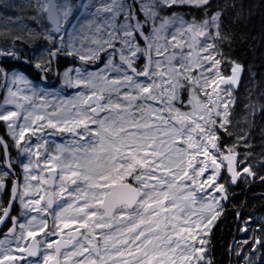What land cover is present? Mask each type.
I'll return each mask as SVG.
<instances>
[{"label": "snow or ice", "instance_id": "snow-or-ice-1", "mask_svg": "<svg viewBox=\"0 0 264 264\" xmlns=\"http://www.w3.org/2000/svg\"><path fill=\"white\" fill-rule=\"evenodd\" d=\"M184 6L200 9L204 19L186 20L179 11ZM6 7L20 14L4 20L0 39L22 40L14 31L19 23L30 40L46 41V57L34 64L40 72H52L61 56L104 67L66 68L63 83L81 91L52 100L24 74L0 67V90L6 92L0 122L9 138L0 137V192L15 175L11 149L27 159L19 161L22 191L13 179L11 200L0 206V224L12 222L0 240V264L26 260L17 253L40 256L41 245L43 255L27 264H212L208 237L223 214L226 184L244 174L257 178L250 164L237 160L238 147L251 148L248 132L236 136L243 145L226 149L218 134L233 135L230 105L243 72L229 60L231 75L221 73L227 59L221 45L233 39L225 18L241 20L243 5L223 0L210 12L212 0H23ZM5 56L19 59L0 49ZM182 91L189 93L187 105ZM248 107L254 116L257 106ZM65 133L70 139L64 144L47 139ZM259 163L264 169V158ZM258 178L264 181V174ZM13 201L22 216L39 217L18 222L10 215ZM54 204L53 229L37 240ZM65 229L68 240L61 235ZM256 245L264 247V239H254L253 252ZM245 264L255 262L246 257Z\"/></svg>", "mask_w": 264, "mask_h": 264}, {"label": "flooded vegetation", "instance_id": "flooded-vegetation-1", "mask_svg": "<svg viewBox=\"0 0 264 264\" xmlns=\"http://www.w3.org/2000/svg\"><path fill=\"white\" fill-rule=\"evenodd\" d=\"M18 1L21 2L22 0H18ZM6 5H8V4L4 3L3 8L0 6V28L4 27V20L7 17H9L10 13H11L10 8L6 7ZM181 15H183V14H181ZM183 16L188 21H190V19L193 17L192 15H190V16L183 15ZM193 18H195V17H193ZM203 18H204V16H203ZM197 20H199V19H197ZM0 49L12 50L19 57V59H14L12 57H6V56L0 57V67H4V66L11 67L13 69V71H18V72L24 74L26 77L29 76L31 79L36 80L37 82L40 83V86L43 89H47V90L57 87L58 80H59V74L65 70L67 63L70 62V61H67L66 57L61 56V57H59L58 60L53 62L54 70L52 72L42 73L34 67V64H35L37 59L35 60L34 59L35 57L33 55H31V52L28 50L29 48H28L27 43L24 42L23 40H21L18 45L12 47L10 45V40L7 43H5L2 39H0ZM25 61H30V62H25ZM71 63L83 65L81 61L74 60L73 58H71ZM138 63H139V61H138ZM101 65H103V63L88 64L85 66L89 70H94V69H97L98 67H100ZM222 68H223V63L220 66V70ZM223 72L224 71H221L222 74H223ZM230 72H231V69H228V71L223 75L224 76H230ZM193 73H197V71H193ZM242 75L243 76L246 75V69L244 67H243ZM140 79H144V78L141 77ZM222 87H231V86L222 85ZM239 90H240L239 88H237V89L234 88L233 89V96ZM188 95H189L188 92L182 91V99L184 100L185 104H187ZM5 96H6V92H4L3 90H0V104H3ZM202 97L203 96H201V98ZM5 107H12V106L6 105ZM0 137H4L5 139H9L8 135H7L6 126L4 125L3 122H0ZM11 158L15 162V165H14V174L15 175H14V177L8 178L5 190L0 192V206H3V207H7L9 201L11 200V188H12L13 179H15L21 185V191H22V186L24 183L23 170H22V167L20 166L19 161L23 160L26 163L27 159L24 156H21L15 148L11 149ZM237 160L241 161V160H239V158H237ZM243 167H244L243 163L240 165L238 164L237 170L239 171ZM0 170H3L2 166H0ZM227 175L228 174L222 170L221 177L223 178V177H226ZM258 176L259 175H257V178H254V177H247L246 174H244L237 181L236 184H232L230 182L226 184V187L228 188V199L225 201V203L222 201V203L224 205V211L225 210L226 211H229V210L235 211V210H237L236 207L238 205H239L238 210L248 209L247 210L248 216L246 217V221H248V222H251L252 218L256 219V218H258L264 214V193H260L257 195H249L246 197V199L243 202H238L239 201L238 197L242 192V188H245L247 190L251 187L256 186V182L260 181ZM221 182H223V179ZM217 195H219V194L217 193ZM251 197H253V198L251 199ZM22 211H24V210L21 208V205L19 204V202L13 201L10 215L13 217H16L18 222H26V220L28 219V214H27V216L21 215ZM30 214H31V216H38L39 217L38 213L31 212ZM51 216L52 215H51V209H50L48 215L46 217H44L48 221V229L45 230V233H41L39 236H37V240L44 239L46 232L53 229V223L51 221ZM11 227H12L11 220H5L4 224H0V240H3L5 238V235L8 233V230ZM244 229H245V227L243 226L241 221L235 223V229L233 232V237H232L230 245H229L230 255L228 256V258H229L228 264H245V259L242 257V253H240V255L235 254L234 248L232 247V246H234V244L239 242V240H241L242 238L248 237L249 241H248L246 246L249 247V246L254 245V241H251V236H248L247 231H244ZM68 231H69L68 229H65L64 232L61 234L63 236L64 240L69 239V236L66 234ZM18 233H19V229H17L16 234H18ZM16 234H14L12 237H10V239L13 241V244H12L13 247H15L14 241H15V235ZM58 238H59V236H48L47 240L48 241H55ZM256 246L258 249L257 255H256V259H257L258 256H259V258L264 256V253H262L263 248L261 246H259V245H256ZM44 248H45V245H41L42 251L40 253V256L43 255V249ZM68 249H71V245L69 246ZM68 249H62V251H65ZM48 251H51V249H49ZM17 255H24L26 257V260L25 261H16L15 264H27V260H38V259H40V256L27 257L26 253H17Z\"/></svg>", "mask_w": 264, "mask_h": 264}, {"label": "rangeland", "instance_id": "rangeland-1", "mask_svg": "<svg viewBox=\"0 0 264 264\" xmlns=\"http://www.w3.org/2000/svg\"><path fill=\"white\" fill-rule=\"evenodd\" d=\"M23 2V0L21 1ZM18 0H0V6L3 8V4L4 3H21ZM10 16L13 17V19H15L16 15H19L20 13L14 9V8H10ZM203 16L201 17V19L197 20L196 18H191V20L195 19L196 21H201ZM23 23L27 24L29 27L33 26V22L30 20H24ZM20 29V24L17 23L14 26V31L17 32V34H20L23 36V41H27V45L30 46V49H28L31 52V55H33L36 59L43 57H46V52L44 51V49H46L48 47L47 42L43 41V40H30L29 36L26 33H20L19 31ZM21 41V40H20ZM20 41H16L15 44H13L10 41V45L12 47L18 45L20 43ZM161 43H163V41H161ZM222 50V49H221ZM178 51V50H177ZM185 51H187V49H185ZM67 61H70L69 63H67L66 68L68 67H83L86 68V66L81 65V64H74L71 63V58L70 57H66ZM160 59H163V57H160ZM78 61V59H76ZM233 61V60H232ZM242 65V64H241ZM245 69H246V75L243 76L242 75V80L240 82L239 85V91L234 95L235 98V103L233 105H230L231 110H232V116L230 117V119L233 121L232 124H230L228 127L229 129L233 132L232 136L227 135L226 133H224L222 130H218V134L220 135L221 139L219 141L222 149H226L227 147H230L233 144H241L243 145V141H238L236 139L237 135H244L245 132H248V143L251 144V148H247V147H238L236 149V151L239 153V156L237 158H239V160L246 162L247 164H250L252 166V168L256 171L257 175H261L264 174V169L261 168L260 166V160L262 158H264V156H262V153H264V136H262L261 132L262 130H264V111H261L260 109V105L264 104V95H262V93H264V78L263 80H261V77L264 76V70L263 73H259L260 70H258L259 68L255 67V65H252L254 68L251 67H247L242 65ZM104 64L101 65L98 68H103ZM232 65L230 63H226L223 62V68L221 69V71H224L223 74H225L228 69H231ZM94 69V70H89L88 68L87 71H96L98 70ZM257 68V69H256ZM262 69V68H261ZM197 71V73H193L192 75H198L199 74V70H195ZM17 73H20L18 71H14ZM62 73L63 71L59 74V80H58V84L57 87L53 88V89H43L40 86V83L37 82L36 80L31 79L29 76H27V78L32 82L33 86L36 89H42L43 92L48 93V99L52 100L53 98L56 99H71L73 98L77 92L81 91V89H75V88H70L68 86H66L63 83L62 80ZM231 74V73H230ZM263 74V75H262ZM74 75V73H73ZM208 75H212V73H208ZM211 89H209L210 91ZM201 99H205V97H202ZM225 99H227V97H225ZM250 104H255L257 106V110L255 112V115H250V109L248 107V105ZM184 105H187L184 103ZM156 106H162V105H156ZM181 110L182 111H189L190 110V106H181ZM245 118H247V123L245 122ZM52 130H46L47 132H51ZM47 139L50 141V143L53 144H64L66 140L70 139V134H55L52 136H47ZM33 141L35 142V137H33ZM245 153H251V155L249 156H245ZM242 164V163H240ZM239 164V165H240ZM33 184H35L36 182L33 181ZM211 191V190H209ZM56 210V205H53V209H51V221L54 224V216L53 213ZM246 216H244V218H240L238 221L236 222H242L243 226L246 228L247 227V234L248 236H251V241H254L255 238H263L264 239V229H261V225L264 224V214L261 215L260 217L254 219H251V222L246 221V217L247 214L245 213ZM31 218V214L28 213V219ZM247 223V224H246ZM240 232V231H239ZM209 239V237H208ZM249 241V238H242L241 240H239V242H237L236 244H234V246H232L234 248V252L236 254L237 250L240 251V253H242V257L245 259L246 257H251L254 262H256V260H260L258 259L259 256L256 259V255H257V251L253 252L251 251L253 246H249L247 247V243H244V241ZM231 242V241H230ZM72 247V246H71ZM257 248V246H255ZM209 248V245H208ZM262 253H264V247H262ZM69 251L71 249H68ZM228 255H230L229 249H228ZM208 255V253H207ZM256 259V260H255Z\"/></svg>", "mask_w": 264, "mask_h": 264}, {"label": "trees", "instance_id": "trees-1", "mask_svg": "<svg viewBox=\"0 0 264 264\" xmlns=\"http://www.w3.org/2000/svg\"><path fill=\"white\" fill-rule=\"evenodd\" d=\"M222 2L223 0H212L213 8L210 12L215 11V5ZM237 2L244 7V17L239 21H234L229 14L225 18V28L233 33V39L230 43L222 44L221 49L227 58L226 63L233 60L247 67L255 65L261 74L264 70V0H237ZM179 11L185 16L192 15L197 19L204 16L200 9L194 7L184 6ZM28 48L30 49L29 45ZM252 68L254 67L252 66ZM263 78L264 76L261 77V80ZM260 193H264V181L262 180L257 181L256 186L247 190L242 188L238 202H243L249 195ZM238 207L239 205L235 211L225 210L212 228L209 237L211 241L209 244L210 251L208 252L212 264H228L229 262L228 249L233 237L235 223L240 218L243 219L246 216L245 213L248 216V209L238 210ZM255 264H264V261L256 260Z\"/></svg>", "mask_w": 264, "mask_h": 264}, {"label": "water", "instance_id": "water-1", "mask_svg": "<svg viewBox=\"0 0 264 264\" xmlns=\"http://www.w3.org/2000/svg\"><path fill=\"white\" fill-rule=\"evenodd\" d=\"M241 74H242V73H241ZM230 75H231V74H230ZM241 76H242V75H240V80H241ZM236 88H238V87H235V89H236ZM223 202L225 203V201H223ZM58 239H60V236H59ZM69 239H70V237H69Z\"/></svg>", "mask_w": 264, "mask_h": 264}]
</instances>
